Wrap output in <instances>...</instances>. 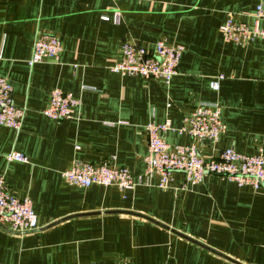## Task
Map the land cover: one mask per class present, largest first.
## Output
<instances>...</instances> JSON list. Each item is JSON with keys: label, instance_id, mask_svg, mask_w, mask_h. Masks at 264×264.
<instances>
[{"label": "crops", "instance_id": "1", "mask_svg": "<svg viewBox=\"0 0 264 264\" xmlns=\"http://www.w3.org/2000/svg\"><path fill=\"white\" fill-rule=\"evenodd\" d=\"M260 1L0 0V76L26 110L20 132L0 126V178L12 195L32 200L40 227L28 234L0 227V264H264V186L215 175L191 186L175 173L166 190L157 178L133 190L83 189L61 176L75 163L108 164L138 180L145 127L170 120L179 129L202 103L219 104L227 127L218 143L197 144L204 159L226 149L264 155V40L236 45L221 31L229 18L252 28ZM39 33L57 36L63 52L31 68ZM124 41L183 46L178 75L167 86L113 73ZM54 89L81 102L68 120L43 114ZM165 139L193 144L176 132ZM13 151L28 163L8 162Z\"/></svg>", "mask_w": 264, "mask_h": 264}, {"label": "built area", "instance_id": "2", "mask_svg": "<svg viewBox=\"0 0 264 264\" xmlns=\"http://www.w3.org/2000/svg\"><path fill=\"white\" fill-rule=\"evenodd\" d=\"M115 2L116 0H111ZM254 26L229 18L221 31L225 40L236 45L264 40V0H261L252 15ZM108 21V17H103ZM121 13L115 12L114 23L120 24ZM63 47L61 40L53 35L39 33L33 46L29 67L46 61L58 62ZM184 52L183 46H169L159 41L153 50L124 41L121 47V59L111 71L122 77H140L144 80H159L170 85L178 75L179 65ZM220 79L211 83V89L220 90ZM14 90L9 81L0 76V126L15 132L22 130L26 110L14 103ZM81 102L70 93L54 89L50 93L49 103L43 111L45 117L61 122L71 118L72 111ZM227 127L222 121V107L217 103H202L185 118L179 129L172 127L171 121L164 124L150 123L145 127L148 142V154L145 157L146 170L143 177L135 180L124 168L108 164H79L64 171L61 176L70 186L88 189L93 186L117 187L121 190H133L140 186H150L151 180H159L158 187L166 190L171 187L173 175L181 173L187 185L202 183L207 176L215 175L239 187L248 186L260 190L264 186V155L245 156L232 149L224 150L217 159H204L199 152L198 143L216 144L226 133ZM169 132L188 136L193 144L189 147L172 146L166 142ZM8 162L28 163V158L19 152H10ZM0 227L17 234H28L40 229L34 212L33 202L29 198L12 195L4 178H0ZM118 264H131L125 260Z\"/></svg>", "mask_w": 264, "mask_h": 264}]
</instances>
